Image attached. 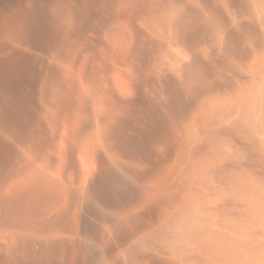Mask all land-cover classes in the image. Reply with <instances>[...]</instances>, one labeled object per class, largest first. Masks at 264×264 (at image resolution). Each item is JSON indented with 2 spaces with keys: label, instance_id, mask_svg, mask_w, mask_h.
<instances>
[{
  "label": "bare ground",
  "instance_id": "obj_1",
  "mask_svg": "<svg viewBox=\"0 0 264 264\" xmlns=\"http://www.w3.org/2000/svg\"><path fill=\"white\" fill-rule=\"evenodd\" d=\"M23 2L33 24L0 0L1 45L33 25L52 54L76 0ZM78 2L108 13L95 75L56 122L35 76L0 264H264V0Z\"/></svg>",
  "mask_w": 264,
  "mask_h": 264
},
{
  "label": "rangeland",
  "instance_id": "obj_2",
  "mask_svg": "<svg viewBox=\"0 0 264 264\" xmlns=\"http://www.w3.org/2000/svg\"><path fill=\"white\" fill-rule=\"evenodd\" d=\"M78 1L79 0H76L75 4L72 6V11L70 14V19H69V22L71 23V25L69 24V22H68L69 25L67 24L68 27L66 25L65 27L63 26L57 27V25H54V30H52V33L50 34V37L48 39V41H50V43L53 45L52 54H49L46 51L43 45L44 41L39 35V33H37L35 30L32 29L34 28L33 25H29L30 33L28 35V31H27L26 36L24 37V40H25V38L28 36L27 37L28 39L26 38L27 40H25L24 42H25V47L27 46L26 49L29 47L28 48L29 52L27 50H24L25 48L19 49L18 50L19 52L13 51V50L8 51L7 46L1 45L4 43H9L8 42L9 40L5 41L7 37H4V34L7 35V33L2 32V27H1L2 24H0V54H1L0 55V82H2L0 84V87L3 84L2 87L4 88V90L2 87H1L2 89L0 88L2 90L0 91V145H1L0 146V186H5L7 184L8 185L14 184L15 182L17 183V170H16L17 168V122L19 121L18 125L25 124L27 122H29L28 124H30L32 120V107H33L32 97H34V94L36 92L35 87H34L35 86V82H34L35 76L37 75L40 76V81H42L41 85L44 84L42 85L43 89L44 90L46 89L45 92L48 93L47 95L51 96L49 104L52 109L54 108L53 110L55 111V117H56V118L52 117V121L56 122V120H60L63 117V115H66L64 114L66 107L69 106L67 111L70 113L72 110L74 112V109H75V108L71 109L70 108L71 105L74 104L72 108L74 106L76 108L77 106L79 107L80 105L78 103V100L80 102L79 87L81 85V80H82V78L80 80V74H81V77L82 76L84 77L86 74H89L90 77L91 76L94 77L95 75L94 73L96 70L94 69L96 68V60H97L96 56L99 54V50L96 53L97 50H95V48L99 47L100 49V46L102 44V40H101L102 32L105 27L104 20L105 18H107L108 13L107 11H105L106 9L102 10L101 8H100L101 11L99 12V8L98 6H96V8L94 7V9L90 8L88 17H85L81 11ZM20 2L21 3L19 4L20 5L19 7L21 8L24 7L22 10L23 11L25 10V13L27 12L32 13L27 8L25 9V5H22L24 4L23 0H20ZM73 9H76V10H73ZM96 14L97 15L103 14L104 16H101V15L96 16ZM26 16H27V22H31L32 20L30 19L34 17V14L33 13L31 15L26 14ZM88 20L90 21L88 22ZM102 22L103 24H100ZM31 23L33 24V22ZM86 28L87 30H85ZM28 40L29 42H27ZM27 43L28 44L31 43L30 46L27 45ZM92 46L93 48H91ZM21 51H26L25 54L27 55L23 56L25 54H23L24 52L20 53ZM85 52H89V53H86L88 55H86ZM21 54L23 57L21 56ZM7 56H9L10 58L12 57V59L9 58V60L7 61L8 65L5 64L6 63L5 58H7ZM19 56H21V58ZM85 57H87V59H85L87 60L86 63L84 60ZM91 57H94V58L92 59ZM88 58H90L91 60ZM92 61L95 62V63L93 62L94 65L91 64ZM89 63H90V66H89ZM82 66L84 67L82 68ZM91 70L92 71L94 70L93 73ZM5 78L6 80H3ZM78 79L80 81H77ZM5 82L6 83L8 82V83L6 84ZM60 92H61V96H59L60 94H58ZM63 96H64L63 99L65 100L62 99ZM55 99L56 100L60 99L61 101L59 100L58 101L59 103H61V105L58 103L55 104V102H58ZM75 99H78L77 102L74 101ZM69 102L70 103L73 102V103L71 105L69 104L66 106L65 103H69ZM76 103H78L79 105H77ZM58 105L60 107H58ZM63 107H65L64 108L65 110L63 109ZM55 109H59V111L61 110L60 112H62V109H63V112L60 113L59 111ZM67 111L66 113H68ZM57 115L60 116L61 118L58 119Z\"/></svg>",
  "mask_w": 264,
  "mask_h": 264
}]
</instances>
